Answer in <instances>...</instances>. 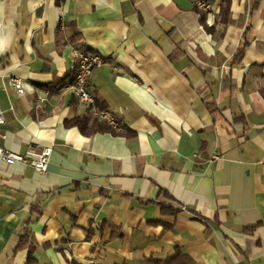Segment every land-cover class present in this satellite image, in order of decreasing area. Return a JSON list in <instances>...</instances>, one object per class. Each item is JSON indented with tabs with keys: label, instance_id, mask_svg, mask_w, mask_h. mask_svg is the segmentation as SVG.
<instances>
[{
	"label": "crops",
	"instance_id": "crops-1",
	"mask_svg": "<svg viewBox=\"0 0 264 264\" xmlns=\"http://www.w3.org/2000/svg\"><path fill=\"white\" fill-rule=\"evenodd\" d=\"M207 1L0 0V145L52 147L0 161V264H264V0Z\"/></svg>",
	"mask_w": 264,
	"mask_h": 264
},
{
	"label": "built area",
	"instance_id": "built-area-1",
	"mask_svg": "<svg viewBox=\"0 0 264 264\" xmlns=\"http://www.w3.org/2000/svg\"><path fill=\"white\" fill-rule=\"evenodd\" d=\"M194 7L199 11H207L209 2L207 0H192ZM73 52L78 59L75 77L70 85L67 86L69 91L78 100V102L87 106L91 114L98 120L104 121L113 129H120V124L115 120L112 114L99 106L95 95L89 91L87 81L92 69L100 65L103 57L97 52H86L78 46L73 47ZM10 85L15 88L17 93L24 92L23 83L18 77L9 79ZM3 122V115L0 110V124ZM52 147L45 145L41 148L28 147L24 153H19L7 149L0 145V161L11 165L15 163L30 164L37 172L44 173L47 169ZM213 157H218L213 154Z\"/></svg>",
	"mask_w": 264,
	"mask_h": 264
},
{
	"label": "trees",
	"instance_id": "trees-1",
	"mask_svg": "<svg viewBox=\"0 0 264 264\" xmlns=\"http://www.w3.org/2000/svg\"><path fill=\"white\" fill-rule=\"evenodd\" d=\"M258 1H259V0H254V5H256V4L258 3ZM226 10H227V9H226ZM224 11H225V9H224ZM242 53H243V48L239 49V51L237 52V56L240 57V56L242 55ZM77 122H78V118L75 117V118H71V119H69V120L67 121V124H72V123H77ZM95 123L98 125V127H100V128H97V130H102L104 127H105V129H111V130H114V129L111 128L108 124H106L104 121H101V120H100V122L95 121ZM104 123H105V126H104ZM163 209H165V208H163ZM28 242H29V240H28L27 235L20 236V239H19V241H18V247H22V246H24V245H27ZM29 252H30V251H29ZM28 258H29V256H28Z\"/></svg>",
	"mask_w": 264,
	"mask_h": 264
}]
</instances>
